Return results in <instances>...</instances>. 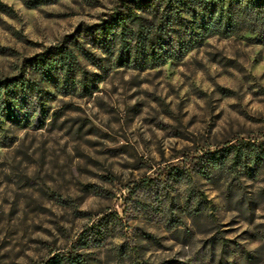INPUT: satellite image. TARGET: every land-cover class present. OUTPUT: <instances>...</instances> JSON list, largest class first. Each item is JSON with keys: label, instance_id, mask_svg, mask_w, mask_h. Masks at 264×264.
I'll return each instance as SVG.
<instances>
[{"label": "rangeland", "instance_id": "rangeland-1", "mask_svg": "<svg viewBox=\"0 0 264 264\" xmlns=\"http://www.w3.org/2000/svg\"><path fill=\"white\" fill-rule=\"evenodd\" d=\"M123 3L0 0V82L34 80L44 107L0 122V264H264V43L212 34L119 65L88 28ZM59 45L88 91L30 65Z\"/></svg>", "mask_w": 264, "mask_h": 264}, {"label": "trees", "instance_id": "trees-1", "mask_svg": "<svg viewBox=\"0 0 264 264\" xmlns=\"http://www.w3.org/2000/svg\"><path fill=\"white\" fill-rule=\"evenodd\" d=\"M123 1L122 10L116 11L109 20L96 27L88 28V31H93L105 51L115 50V45L118 44L116 61L119 65L155 67L169 58L183 56L212 34L229 36L241 30H249L256 33V40L264 43V0ZM83 52L92 60L98 58L85 48ZM30 61L33 69L45 77L59 79L67 90L75 91L80 84L83 91H88L89 80L95 84L91 74L84 71L76 79L80 63L76 54L65 45L40 52L32 56ZM39 93L38 83L25 76L1 81L0 122L2 117L13 121L26 119V114H22L24 110L29 115H33L32 111L39 110V115L42 116L44 107L38 105ZM2 129L0 124V130ZM238 160L240 157L236 156L232 163L237 164ZM215 161L222 164L221 158ZM202 201L203 198L200 197L199 205ZM102 218H108V214ZM79 243L86 246L82 238ZM83 263L80 257L57 253L44 264Z\"/></svg>", "mask_w": 264, "mask_h": 264}]
</instances>
